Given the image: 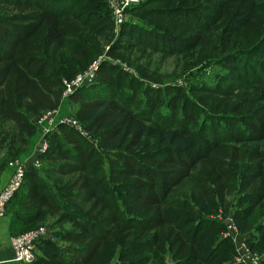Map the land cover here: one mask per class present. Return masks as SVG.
<instances>
[{"label": "trees", "instance_id": "trees-1", "mask_svg": "<svg viewBox=\"0 0 264 264\" xmlns=\"http://www.w3.org/2000/svg\"><path fill=\"white\" fill-rule=\"evenodd\" d=\"M3 3L16 7L0 14V166L24 156L28 120L57 108L64 78L98 56L95 37L113 26L107 0ZM128 11L137 22H124L127 38L110 53H132L133 40L166 54L200 53L201 64L227 71L191 100L182 86L126 87L121 68L100 65L71 97L83 99L77 113L102 150L59 125L42 155L50 180L30 164L7 205L11 236L58 215L70 224L58 233L65 244L39 241L41 255L29 264H241L230 260L236 251L220 236L222 223L207 217L237 194L234 219L251 230L252 251L264 253V0H141ZM235 27L258 42L237 47Z\"/></svg>", "mask_w": 264, "mask_h": 264}, {"label": "rangeland", "instance_id": "rangeland-1", "mask_svg": "<svg viewBox=\"0 0 264 264\" xmlns=\"http://www.w3.org/2000/svg\"><path fill=\"white\" fill-rule=\"evenodd\" d=\"M140 1L141 0H139V2ZM137 4H134V6ZM107 5L110 11V16L112 18L113 26L111 30L107 31L108 34L110 35L108 36L97 35L95 37L97 40V46L100 47L98 56L94 58V60L89 62L90 64L88 63L87 67L84 70L78 72L76 76H74V78H76L77 76L84 75L88 72L86 77L84 78H87V80L89 81L81 84L80 87L92 84L96 79L98 72L101 69L100 65H102L105 62H109L112 66L114 65L121 68L122 72L128 75L124 77L126 78L125 80L126 87H128V85L131 82L135 83L137 86L140 83H145L155 88H164L166 84L182 86L186 89L187 96L188 97L191 96L190 97L191 100H194L195 95L193 90L203 87L205 84L208 83L210 84L215 83L217 81V78L220 76L222 77V75H224L225 72L227 71V69L224 68L223 65L219 62L216 63L215 65H210L205 63L201 64L203 61L197 59V57L200 56V53H196V55H192L194 56L193 58H190L189 54H185V53L166 54L164 53L165 51L159 49L158 47L157 48L145 47L146 45L140 43H139L140 45H137V43L133 40L130 42V44H134L132 53L126 52L123 49H117L116 52L110 53L114 41L116 39H118L119 41L124 40L125 38H127V36L124 37V35L122 34V27L124 23L122 25H116L113 22V15L108 0H107ZM15 7L11 3L0 4V14L7 13L10 11L14 12ZM2 10L4 12H2ZM128 10L124 22L125 21L137 22L136 15L134 13L132 14L129 13ZM210 11L211 9L206 10L205 13L208 15L209 14L212 15ZM248 13L249 11H247V14ZM217 22L218 21H216L214 25L216 24V26H219V23ZM233 29H235L234 32L236 33L235 45H238L237 47L246 46L251 43L258 42V39H256L253 35H250V33L241 31V28L235 27ZM70 40L73 41V39ZM140 47L145 48L144 57L140 55V51L138 50L140 49ZM66 48L69 50L68 46H63L61 47V49L59 48L57 49L59 50L58 56L57 55L55 56V60L57 62L60 63V60H62L61 58H59L61 54V50L64 51L66 50ZM139 56L140 59L135 61V59L139 58ZM190 60L195 61V63L192 65L188 64L189 66H187V62H189ZM146 63H153L152 67H150L151 73H143L145 69L144 66H147ZM257 63L259 64L261 71L264 70L263 69L264 57H261L257 61ZM93 73H95V75H93ZM72 79L64 78L63 80L64 90L62 93V98L59 104L57 105V108L44 112L40 117L38 115L31 117L28 120L30 125L25 126L21 131V133L25 138L29 140V142L27 144L20 143L21 149H23L24 151L26 150V153L24 154L23 157H19L13 160L10 159L11 161L9 160L7 165L0 166V182H2L5 178L10 177L11 174L13 173V167L11 166V162L13 161H19L22 163L25 162L27 163V167L30 164H33L38 169V176L46 181H49L50 180L49 178L51 177L52 174L49 173L47 169L49 168L51 163L48 162L47 160H43L42 155L48 152V149L50 148L51 145L50 138L52 137L50 135H52L54 131L57 132L59 125H66L68 127L70 126L74 128L83 137H85L88 141L94 144V146L98 150L100 151L102 150L99 137L95 136V134L86 127V125L81 119V116L77 113V108L78 106L79 107L81 106L83 99L73 100L71 95L74 94L76 90L74 89L69 92L67 91V86L65 85V81L66 80L69 81ZM192 107L195 106L192 104ZM55 110L57 111V114L54 119L44 120L45 116L50 113L51 116H53ZM97 112L95 114H97ZM66 118L75 120L76 124L67 123L66 121L62 122V119H66ZM30 127L31 129H33L32 131H30L31 130L29 129ZM44 140L47 142V149L44 152L40 153L39 147L41 142H43ZM5 154H6L5 148L1 147L0 145V165L3 163L2 161L4 159ZM27 167H26V171H27ZM238 198L239 197L237 194H234V196L231 197V199L229 197L230 201L229 203H227L226 206L220 205L219 211H217L215 215H208L207 217L211 220L217 219L219 222H221L222 225L224 226V229L220 231V236L222 235V238H227V239L230 238L232 240L234 244V249L236 251L233 257L230 259L232 262L235 261L237 263L247 264L245 262L243 263V261H240L238 259V257L240 256V252L246 251V253L250 254L252 257L261 258V263H262L264 260V253L263 252L256 253L252 251L249 245L251 230H242L241 227H239V225L237 224V221H235L234 219V211H235L234 204H237ZM223 207H225L227 210L225 211ZM7 208L8 209L5 216L2 217L3 219L0 218V246L2 243H6L9 240L10 236L13 235L9 231V225H10L9 219H10V214L13 210L12 204L10 203ZM60 218L61 217L58 215L56 216L49 215V218H47L46 221L38 225V227L45 225L48 226L51 232L50 233L51 237L48 238L47 236L45 238H42V240H47V239L53 240V242L61 246L65 244L64 241H60L58 233L61 232L64 228L70 227V224L67 221H62V219ZM228 224L232 226V228H229ZM35 227L38 228L37 226ZM211 237L214 238L213 235ZM37 255L38 256L41 255V250L38 244L36 246V256ZM169 262L170 261H168V263Z\"/></svg>", "mask_w": 264, "mask_h": 264}, {"label": "built area", "instance_id": "built-area-1", "mask_svg": "<svg viewBox=\"0 0 264 264\" xmlns=\"http://www.w3.org/2000/svg\"><path fill=\"white\" fill-rule=\"evenodd\" d=\"M108 2L112 11L113 22L116 25H122L127 15L128 8L139 3V0H108ZM87 73L79 75L72 80H66L65 85L67 86V91L69 92L74 89L77 90L81 84L89 81L87 78H84ZM93 75H95V73H93ZM56 114L57 111L55 110L53 116H51L50 113L45 116L44 120H52L56 117ZM64 121L76 124V121L72 119H62V122ZM39 148L40 153L44 152L47 149V142L45 140L41 142ZM11 166L13 167V173L11 174L8 182L3 185L0 184V218L5 216L9 201L13 198L24 182L27 163L13 161L11 162ZM228 226L229 228H232L229 224ZM50 233L49 227L45 225L13 236L11 238V247L14 252L13 259L21 264L31 263L36 258L37 243L41 241L42 238L47 236L48 238L51 237ZM238 259L247 264H261V258L252 257L250 254L246 253V251H241Z\"/></svg>", "mask_w": 264, "mask_h": 264}, {"label": "crops", "instance_id": "crops-1", "mask_svg": "<svg viewBox=\"0 0 264 264\" xmlns=\"http://www.w3.org/2000/svg\"><path fill=\"white\" fill-rule=\"evenodd\" d=\"M10 177L5 178L0 184H6L8 182ZM3 219V218H2ZM11 237L6 243H2L0 246V264H21L17 261H15L14 258V252L11 247Z\"/></svg>", "mask_w": 264, "mask_h": 264}]
</instances>
